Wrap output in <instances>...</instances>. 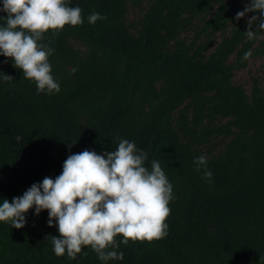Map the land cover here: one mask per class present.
<instances>
[{
  "label": "trees",
  "instance_id": "1",
  "mask_svg": "<svg viewBox=\"0 0 264 264\" xmlns=\"http://www.w3.org/2000/svg\"><path fill=\"white\" fill-rule=\"evenodd\" d=\"M245 2L71 0L84 23L45 34L61 85L51 95L0 56L14 77L0 81V202L55 178L70 154H102L120 139L146 151V165L160 161L174 195L167 235L120 244L123 260L101 261L90 247L56 256L48 211L30 209L23 228L0 222V264H264V87L259 77L250 92L235 82L264 54V32L246 37L257 13L237 21ZM93 12L106 18L90 24ZM200 155L210 182L196 171Z\"/></svg>",
  "mask_w": 264,
  "mask_h": 264
},
{
  "label": "clouds",
  "instance_id": "2",
  "mask_svg": "<svg viewBox=\"0 0 264 264\" xmlns=\"http://www.w3.org/2000/svg\"><path fill=\"white\" fill-rule=\"evenodd\" d=\"M0 12L7 14L0 16L4 21L0 23V56L11 58L14 67L23 71V79L35 82L38 93H59L61 85L49 61L55 49L44 42L45 34L55 35L66 25H82V9L71 6V0H0ZM252 12L257 15L247 20L244 32L249 40L258 31L264 32V0H250L236 13V20ZM105 18L93 12L87 20L95 24ZM253 24H257L255 31ZM250 55V51L245 53V59ZM13 79L0 72V81ZM146 161L148 153L128 139H120L115 150L102 154L89 149L70 154L55 178L46 176L11 201L3 199L0 222L20 229L30 209L37 216L47 210L48 225L60 234L51 237L56 256L76 259L83 247H90L101 261L123 260V251H117L120 244L167 235L165 220L174 199L173 185L160 161L152 160L150 166ZM193 162L210 182L213 173L207 157H194Z\"/></svg>",
  "mask_w": 264,
  "mask_h": 264
},
{
  "label": "rangeland",
  "instance_id": "3",
  "mask_svg": "<svg viewBox=\"0 0 264 264\" xmlns=\"http://www.w3.org/2000/svg\"><path fill=\"white\" fill-rule=\"evenodd\" d=\"M248 2H245L243 9ZM140 15L139 9H131L129 14V21H137ZM247 17V16H245ZM261 78L262 86L264 87V54L252 57L246 68L237 70L235 73V82L243 85L248 92L252 89V78Z\"/></svg>",
  "mask_w": 264,
  "mask_h": 264
}]
</instances>
